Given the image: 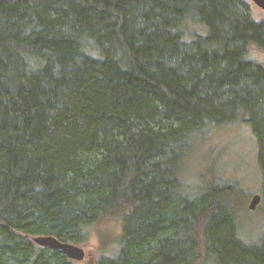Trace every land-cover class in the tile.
Segmentation results:
<instances>
[{
  "label": "trees",
  "instance_id": "16d2710c",
  "mask_svg": "<svg viewBox=\"0 0 264 264\" xmlns=\"http://www.w3.org/2000/svg\"><path fill=\"white\" fill-rule=\"evenodd\" d=\"M264 20L243 0H0V264H77L36 244H79L116 217L90 264H264L240 236L237 192L185 181L211 127L256 137L264 199Z\"/></svg>",
  "mask_w": 264,
  "mask_h": 264
},
{
  "label": "rangeland",
  "instance_id": "374dc122",
  "mask_svg": "<svg viewBox=\"0 0 264 264\" xmlns=\"http://www.w3.org/2000/svg\"><path fill=\"white\" fill-rule=\"evenodd\" d=\"M243 1L249 5L255 20H264V9L252 0ZM248 53L264 66V47L250 46ZM197 144L188 153L183 168L185 181L193 191L215 179L233 185L238 197L240 236L245 241H256L264 231V199L256 137L248 123L238 120L213 126ZM253 194H260L261 200L254 209H249ZM119 232L120 220L116 217L102 219L91 226L89 239L78 244L84 249L85 256L75 263L90 264L102 253H111Z\"/></svg>",
  "mask_w": 264,
  "mask_h": 264
},
{
  "label": "water",
  "instance_id": "95a60500",
  "mask_svg": "<svg viewBox=\"0 0 264 264\" xmlns=\"http://www.w3.org/2000/svg\"><path fill=\"white\" fill-rule=\"evenodd\" d=\"M252 1L256 5L264 9V0H252ZM260 200H261L260 194H253L248 204V208L254 209ZM32 240L36 244L44 248H49L55 251L62 252L68 258L74 261L82 260L85 256L84 249L79 245L70 242H62L52 235H38V236H34Z\"/></svg>",
  "mask_w": 264,
  "mask_h": 264
}]
</instances>
